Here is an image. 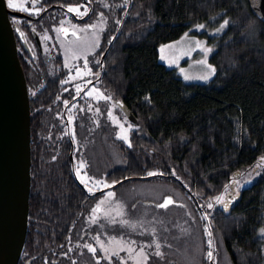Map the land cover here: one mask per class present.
Segmentation results:
<instances>
[{"label": "trees", "instance_id": "16d2710c", "mask_svg": "<svg viewBox=\"0 0 264 264\" xmlns=\"http://www.w3.org/2000/svg\"><path fill=\"white\" fill-rule=\"evenodd\" d=\"M111 1L119 3L120 26L102 88L136 117L137 131L126 146L104 110L102 117L82 116L77 134L69 135L52 105L31 101L30 221L20 264H97L84 245L97 232L89 219L102 193L89 194L78 184L70 161L77 141L90 176L122 181L110 190L135 180L171 181L202 214H210L207 226L223 232L233 264H264V240L258 237L264 229V172L251 189L239 191L231 210L207 207L264 157V20L248 0H127L123 7L125 0ZM224 20L229 24L217 37L194 32L215 48L210 61L217 72L208 83H186L160 62L162 45L196 25L220 26ZM148 264L167 261L151 258Z\"/></svg>", "mask_w": 264, "mask_h": 264}, {"label": "rangeland", "instance_id": "374dc122", "mask_svg": "<svg viewBox=\"0 0 264 264\" xmlns=\"http://www.w3.org/2000/svg\"><path fill=\"white\" fill-rule=\"evenodd\" d=\"M125 5L126 3L123 1L121 7ZM204 25V29H198L197 25L194 26L193 29L187 33V36L184 35L179 40L162 45L159 48L160 62L168 68L176 69L178 75L186 83H208L215 77L217 72L216 67L210 61L215 52L214 46L208 44L207 39L198 35L206 34V36L212 38L221 35L224 30L217 33L216 29L219 28V26ZM194 32L198 35L194 34ZM100 36L101 34L99 32H84L82 34V38L80 41H77V44L80 47V50H83V53H77L78 50L75 52L77 63H81L80 60L83 61L85 55L91 53L97 48L93 45L97 38L100 42ZM196 41H200L205 47L213 49V52L208 55L207 60L208 64L215 68V74L208 80L197 78L205 74L207 70L203 65L197 63V61H200L205 57L201 49L196 47ZM68 46L72 48L78 47L73 43ZM161 49H163V51H161ZM162 56L165 58L161 59ZM71 63V61L68 62V64ZM87 74H89L88 70H81L80 72H77L74 77L81 78ZM185 75L191 76L192 79L185 80ZM90 93V97L93 96L96 100L101 97V91ZM102 95L105 97L110 96L105 91ZM112 99H102L103 110L107 111L109 121L117 129V138L121 135V128L119 125L122 124L124 128L128 130L127 136L131 143V136L137 131V129L118 106H113L115 103ZM83 108H87L88 112H91L93 110V105L88 104L86 107L84 104H77L72 107L70 112L74 109H79L80 111L83 110ZM117 121H119V123H117ZM129 125L132 127L129 128ZM118 139L123 141L124 144L129 147L128 142L120 138ZM75 140L77 141V139ZM113 152L115 153V151ZM81 161L85 162L77 141L75 147L76 168ZM258 163H261V159ZM258 163L254 168L246 171L241 178L238 179L240 185L243 186L246 184V181L257 179L259 175L264 172V166L257 167ZM87 169L88 165L86 163V168L83 171L88 173ZM83 171L81 172V176H83ZM97 180H105L108 183L115 181L108 180L105 177ZM88 186L93 188L95 194L102 193L97 197L95 207L98 202L104 198L106 192L112 191L116 194L115 197L108 203L104 204L101 207L100 212L96 214L98 216L97 223H91L93 213H91V218L89 219V223L96 227L97 232L92 234L86 244L91 245L97 250L95 253H90L95 257L96 262L99 261V264H138V261L141 259V247L144 248L145 253L150 254L149 260L152 258L157 259L158 261H167V264L210 263V261L208 262L206 259L209 250V237L205 231L207 227V219H202L206 213L204 212V214H202L197 209L194 200L180 186H177L175 183L171 181L169 182L168 180L164 181L162 178L135 180L114 190H110L111 188L105 189L102 185L96 186L91 183H89ZM240 188L241 187H239V189ZM225 194L226 193H224V195ZM167 196H172L177 203L180 205L182 204L183 206H171L167 210L157 208L156 204L161 203ZM211 201H215V199H212ZM106 212L108 213L107 216L105 215ZM118 212H123L124 214L118 215ZM113 220L115 223L111 222ZM121 220L129 221V225L134 224L135 228L122 225L120 223ZM222 233L223 232L218 231L216 227L213 228L212 239L215 242L214 264H233L225 249ZM96 237H99V240H97ZM258 237L264 240V234H262L261 230L258 233ZM153 241L161 244L160 251L165 254L163 258L151 255V253L156 251ZM149 244H152V247H147ZM105 249H107V251H105ZM129 249H131V251H129ZM113 252L117 253V255H113Z\"/></svg>", "mask_w": 264, "mask_h": 264}, {"label": "flooded vegetation", "instance_id": "af4514ba", "mask_svg": "<svg viewBox=\"0 0 264 264\" xmlns=\"http://www.w3.org/2000/svg\"><path fill=\"white\" fill-rule=\"evenodd\" d=\"M110 1L80 0L78 4L62 6L50 4L48 0H30L28 7L33 10L34 8L41 9L38 14L35 11L32 15H29L28 12H20L28 17H11L13 26L24 34L23 36L17 35L16 38L20 61L28 83L30 100L36 106L52 105L51 109L54 111L55 117L62 121L60 126L63 129H61H67L69 135L77 134L76 122L85 114L103 116L102 98L96 100L93 96L90 97L89 93L94 91L104 93L102 81L105 62L117 35H119L120 6L115 1H111V5ZM68 7H79L81 13L88 9V12L83 18H78L76 13L67 11ZM14 12L19 13V11ZM92 24H95L96 28L89 27ZM61 27L68 30L67 35L58 31ZM81 29L87 30L81 31ZM73 31L76 32L75 36L72 35ZM84 32H99L101 34L100 42L94 51L83 57V61L80 60L81 63H77L74 54L77 50V53H83L77 41H80ZM71 43L78 47L68 46ZM69 61L72 63L68 64ZM85 61H87V67H85ZM96 61L100 63L97 64ZM81 70H88L89 74L75 78L76 73ZM96 73L99 75H95ZM77 87L80 88L79 92ZM112 101L116 104V100L112 99ZM77 104H84L86 107L88 104L93 105V110L88 112L87 108H83L80 111L74 109L70 112L72 107ZM72 150L73 163L71 160ZM72 150L70 152L71 168L76 175L74 146H72ZM77 181L80 187L88 192L80 178L77 177Z\"/></svg>", "mask_w": 264, "mask_h": 264}, {"label": "water", "instance_id": "95a60500", "mask_svg": "<svg viewBox=\"0 0 264 264\" xmlns=\"http://www.w3.org/2000/svg\"><path fill=\"white\" fill-rule=\"evenodd\" d=\"M248 2L255 16L264 20V0ZM12 16L28 17L8 8L7 0H0V264L21 262L29 232L32 190L31 100L16 38L21 32L13 26ZM118 102L129 121L137 125L136 117L122 101ZM71 160L73 163V150ZM254 183L251 180L239 191L251 189ZM233 188L235 185L228 189L229 193ZM240 192L227 210L215 201L213 206L224 212L231 210ZM225 199H230L227 193ZM171 206L181 205L175 201Z\"/></svg>", "mask_w": 264, "mask_h": 264}, {"label": "snow or ice", "instance_id": "6c2138e0", "mask_svg": "<svg viewBox=\"0 0 264 264\" xmlns=\"http://www.w3.org/2000/svg\"><path fill=\"white\" fill-rule=\"evenodd\" d=\"M30 0H7V7L14 10V11H19V12H28L29 15H32L33 14V11H35V13H39L41 9L39 8H34L33 9H30L28 7V4H29ZM125 3H127V0H125ZM68 12L70 13H76L78 15V18H83L84 15H87V12H88V9H85V11L83 13L80 12V8L79 7H68L67 9ZM101 16H103V13H101ZM15 19V18H14ZM119 23V22H118ZM229 24V21L228 20H224V22L222 24H220L219 28L216 29V32L219 33V32H222ZM89 27L91 28H96V25L95 24H92V25H89ZM73 28H75V25H73ZM197 28L198 29H204L205 28V25L204 24H200V25H197ZM87 29H81V31H86ZM19 31V29H18ZM58 31H61L63 32L65 35H67V29L66 28H63L61 27L60 29H58ZM21 36H23V32L20 33ZM72 35L75 36L76 35V32L73 31L72 32ZM187 36V33L185 34ZM47 38V37H46ZM95 47H98L99 46V39L97 38L96 41L94 42V45ZM168 47H172V46H168ZM196 47L197 48H200L201 51L204 53V59L200 60V61H197V63L203 65L205 68H206V72L205 74L201 75L200 77H197L198 79H201V80H208L210 79V77L212 75L215 74V68L213 66H211L210 64H208V60H207V57L210 53L213 52V49L210 48V47H205L200 41H196ZM161 51H163V49H161ZM75 55V54H74ZM165 57H161V59H164ZM174 62V61H173ZM97 64H99L100 62L99 61H96ZM85 67H87V61H85ZM183 71V70H182ZM95 75H99V73H96ZM185 80H190L192 79L191 76H188V75H185L184 77ZM77 91L79 92L80 91V88L77 87ZM89 95H91V93H89ZM102 99H105V100H111L112 97L110 96H103L101 94V97ZM67 103V102H66ZM119 105V102L117 101L116 104H114L113 106H117ZM122 106V105H121ZM71 122V120H70ZM117 123H119V121H117ZM120 128H121V135L118 137L126 142L129 143V147H131V143L130 141L128 140V136H127V129L124 128V126L122 124L119 125ZM132 126L129 125V128H131ZM74 138V136H73ZM264 166V157L261 158V163H258L257 167H262ZM86 168V163L81 161L79 163V166L76 168V175L78 178H80V181L82 184L85 185L87 191L89 192V194H92L94 195L95 193L93 192V188L92 187H89V183L93 184V185H96V186H100L102 185L103 188H113L115 187V185L117 183H122V181H113L112 183H108L107 181L105 180H97L95 177L93 176H90L86 171H83L84 169ZM83 171V176H81V172ZM164 175V173L162 172H152V171H149L147 172V175L148 176H154V175ZM172 175H175V171L173 170L172 172ZM177 179H179V177H177ZM247 182H250V181H246ZM233 185H235V188H233V192L232 193H229L228 192V189L230 187H232ZM242 185H240V182L238 180H235L233 179L230 184L228 185H225V193H227L229 196H230V199L226 200L225 199V195L222 194L220 196H216L214 199H215V202L217 204H222L225 208V210H227L228 208V205L237 198L238 194H239V187H241ZM102 190V189H101ZM234 193V194H233ZM115 192H112V191H108L105 193L104 195V198L101 199L97 206L92 210V219H91V223L95 224L98 222V216L96 215L97 213L100 212L101 210V207L108 203L109 201H111L114 197H115ZM175 203V201L172 199V197L170 196H167L163 199V201L161 203H158L156 204V207L157 208H161V209H165L167 210L169 208L170 205H173ZM183 205H181L182 207ZM119 207V206H118ZM134 207V205H133ZM207 207L208 208H212L213 207V204L212 203H208L207 204ZM124 213L123 212H118V215H123ZM105 215L107 216L108 213L106 212ZM208 215L210 214H205L202 219H208ZM112 223H115V221H111ZM120 223L122 225H125V226H131L133 228H135V225H129V221L127 220H121ZM205 231L207 232L208 236H209V240H208V246H209V250L207 252V255H206V259L210 262H214V248H215V242L214 240L211 238L212 237V231H211V227L210 225L206 227ZM262 234H264V229L261 230ZM97 240H99V237H96ZM153 244L155 245V249L156 251L154 253H151V255H155L156 257L158 258H163L164 257V253L162 251H160L161 249V244L156 242V241H153ZM84 247H86L88 249L89 252H92V253H95L97 250L92 247L91 245L89 244H85ZM147 247H152V244H149L147 245ZM105 251H107V249H105ZM129 251H131V249H129ZM113 255H117V253L113 252ZM149 255L150 254H147L144 252V248L141 247L140 249V261H138V264H148V260H149ZM97 264H99V261H97Z\"/></svg>", "mask_w": 264, "mask_h": 264}]
</instances>
